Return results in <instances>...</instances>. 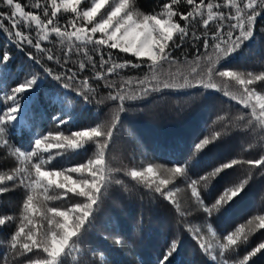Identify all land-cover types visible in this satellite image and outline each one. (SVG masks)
<instances>
[{
    "label": "snow or ice",
    "instance_id": "6c2138e0",
    "mask_svg": "<svg viewBox=\"0 0 264 264\" xmlns=\"http://www.w3.org/2000/svg\"><path fill=\"white\" fill-rule=\"evenodd\" d=\"M10 12L0 10V31L14 38L17 48L25 45L35 49L36 54L27 53L30 60L43 67L44 58L55 61L64 71L53 75V69L43 67V71L56 81H64L61 87L74 91L87 103L89 94L96 93L91 81H103V87L109 89L107 100L119 101L110 122L97 123L81 130L48 131L34 139L30 150L14 146L10 129L14 131L20 118L22 105L20 97L30 98L36 92L39 78L31 75L23 82L5 93L3 110L0 111V152L10 149L17 166L8 173H0V194L23 188L24 199L19 210L18 224L10 234L7 250L0 254L3 264H80L78 258L80 244L86 231L92 226L96 211L108 194L111 186L123 185L124 181L114 179L121 170L111 167L108 151L113 143L115 131L120 121V114L125 112V101L142 100L162 89L199 88L208 92L221 94L228 100L235 101L243 111L236 117V125L245 134L257 137L260 145L259 158L236 159L210 166V170L195 171L201 166V158L207 157L224 138L232 124L225 125V132L213 131L196 140L193 155L183 163L177 160L168 167L164 164L148 163L139 169L132 168L124 173L153 197H161L175 207L183 217L177 200L178 188L172 186L178 178H184L191 197L200 205V210L207 215V233L215 243L201 235V228L188 227L202 254L210 258V264H252L253 259L264 254V241L247 251L242 259L238 256L241 247L247 248L254 234L264 231V214H257L241 223L233 231L218 238L216 227L210 222L215 214L217 219L227 215L233 204L246 193L254 176L253 170L264 169V70L259 72L243 68L230 67V62L246 45L256 38L258 24L264 20V0H167L159 11L145 13L139 10L135 0H35L30 5L33 10H26L20 0H0ZM186 9V10H185ZM70 14L62 26L60 14ZM7 21L10 27L5 26ZM211 25L214 30L209 31ZM29 31L21 30V27ZM35 28V38L31 29ZM71 29V30H69ZM264 36V27L259 28ZM67 42L64 61L53 50L44 47V42L52 37ZM199 49L189 62L187 74L171 73V66L181 62L174 57V50L185 45ZM99 56V69L94 75L79 79L89 66L97 68L94 55ZM105 49L107 58H105ZM75 50L84 59L78 64V71L67 67L69 57ZM110 50L130 54L132 59L119 61ZM187 53L184 54L187 60ZM11 56L4 52L0 57V68L7 70ZM169 68L165 69V65ZM194 64L195 67H191ZM141 69L147 71L143 78L135 80L138 92L126 93V88L133 86V79L121 78L119 84L110 77L124 69ZM106 69V71L104 70ZM183 80V83L179 81ZM79 85L73 89V84ZM63 98L58 97L63 106ZM229 119L221 115L217 120ZM56 128L72 123L54 116ZM215 123V121H214ZM95 146L92 157L84 163L70 167L57 168L54 164L58 158L62 162L70 161L74 156ZM249 144L246 152H251ZM211 165V161H209ZM247 165V176L235 182H225L211 205L205 202L201 188L209 196L217 188V182L225 179L226 173L237 166ZM192 173V178L189 174ZM264 176V172L261 173ZM8 183L12 188L6 187ZM71 194V196H69ZM79 198V202L55 206L52 202ZM264 200V196L261 197ZM15 215H0V229L15 222ZM117 243L122 241L117 240ZM179 240L173 239L161 250L158 264H173L172 258L179 250ZM73 253L77 255L74 257ZM29 254H33L30 256ZM11 258V259H10ZM103 261V257H101Z\"/></svg>",
    "mask_w": 264,
    "mask_h": 264
},
{
    "label": "trees",
    "instance_id": "16d2710c",
    "mask_svg": "<svg viewBox=\"0 0 264 264\" xmlns=\"http://www.w3.org/2000/svg\"><path fill=\"white\" fill-rule=\"evenodd\" d=\"M20 2L26 6V10H33L30 5L35 0H20ZM164 2L167 0H135L139 10L145 13L159 11ZM0 10L10 12L5 5H0ZM69 18L70 14L61 13L59 23L63 26ZM5 26L10 27L7 21H5ZM260 27H264V20L258 24L256 38L236 55L235 59L230 62V67L257 72L264 70V36L259 33ZM214 28L215 25H211L209 31ZM21 30L29 31L23 26ZM31 34L35 38V28L31 29ZM44 47L52 49L53 54L59 56L63 63V54L68 49L67 42L61 43L53 36L50 41L44 42ZM87 47L89 53L94 55L92 46ZM29 51L33 52L37 58H42L40 54L35 53V49L27 45L23 49L17 48L14 38L10 39L7 33L0 31V57L4 52L11 56L7 70L0 68V102L5 100V93L10 94L11 88L16 84L23 82L26 78H31V75L39 78L36 92L32 93L30 98L20 97L21 115L14 131L10 129L12 136L10 144L14 142V146L30 150L34 139L48 131L60 130L69 134L71 131L111 121L119 101L113 102L106 99L109 89L103 87V81H91L97 91L94 94L90 93V99L85 103L82 97L75 95L74 91L69 92L61 87L64 81H56L43 71V67H50L53 69V75L59 74L64 71L60 65L44 58V65L41 67L28 58ZM108 51L105 49V58H107ZM110 51L119 61L125 59L135 61L130 54L118 50ZM197 51L203 53L202 44L199 49L186 44L174 50V57L181 63L171 66V73L177 74L179 70L180 74H187L191 70L189 62L194 59ZM185 53L188 54L187 60H185ZM94 58L97 61V68L92 69L89 66L80 74L79 79H83L84 76L91 77L95 71L101 70L99 69V56L94 55ZM68 59L67 67L78 71V64L84 57L77 55L74 50L73 55ZM191 67L195 65L192 64ZM168 68L166 64L165 69ZM146 71V68H128L110 79L116 80L119 84L121 78L131 77L134 81L133 86L126 88L125 92L135 93L138 92L135 80L143 78ZM179 82L183 83V80ZM76 87L79 85L74 83L73 89ZM65 94L67 98L62 106L58 97L63 98ZM124 106L126 111L120 114L114 140L108 151L111 167L121 170L114 175V179L123 180L124 183L120 186H111L96 211L92 226L88 228L80 244L81 251L78 256L80 264H158L161 250L166 248L173 239L180 242L179 250L172 258L173 264H210V258L202 254L192 234L186 230L190 227L193 216L182 210L185 215L181 217L173 205L161 197H153L151 193L145 194L146 190L124 173L135 167L136 159L141 155L167 166H172L177 160L183 163L193 155L192 146L196 140L210 135L213 131L225 132V125L229 123L232 124V128L228 130L227 137L213 148L207 157L201 158V166L195 171L203 174L210 170V166L228 162L233 158H259L257 153L260 152L261 146L256 142L258 138L238 129L236 117L243 114V111L235 101L230 102L221 94L204 89H162L142 100L125 101ZM3 107V103H0V111ZM221 115L229 119L217 120V117ZM54 116L71 120L72 123L57 129L53 120ZM249 144L253 145L252 151L246 152L245 149ZM94 151L95 146L90 145L87 151L74 156L70 161L62 162L58 158L54 164L60 168L84 163L93 156ZM9 152L10 149L0 152V173H8L17 166L15 158L10 156ZM253 171L254 176L246 193L232 205L230 212L222 215L220 219H217L215 214L211 218L210 222L216 227L218 238L221 240L224 234L235 230L237 226L246 223L254 215L264 214V200L261 199L264 196V176L261 175L264 169ZM189 175L196 178L192 176V173ZM246 176L247 165H240L227 172L224 180L217 182V188L211 196L201 188L205 202L211 205L225 182H235ZM6 187L11 189L13 186L8 183ZM23 190V188H17L0 194V215L17 216L15 222L0 229V254L7 250L8 238L19 222V210L25 195ZM75 202H79V198L52 203L55 206H62ZM202 218L207 226L209 221L205 213ZM117 240L122 243H117ZM262 241H264V231L254 234L248 247H241L238 256L234 255L233 260L242 259L247 251ZM29 255L33 256V254ZM76 255L73 253L74 257ZM0 264H3L2 258H0ZM252 264H264V254L255 257Z\"/></svg>",
    "mask_w": 264,
    "mask_h": 264
},
{
    "label": "rangeland",
    "instance_id": "374dc122",
    "mask_svg": "<svg viewBox=\"0 0 264 264\" xmlns=\"http://www.w3.org/2000/svg\"><path fill=\"white\" fill-rule=\"evenodd\" d=\"M148 163L160 164L150 160L147 156L141 155L136 159V165L134 168L139 169L142 166H146ZM172 187L180 189V191L177 193L176 198L179 201L181 210L190 213L193 216V220L190 223V227H192L193 229H195L196 227H200L201 235H204L208 240L215 243L213 238L207 233V226L203 223L202 218L203 212L202 210H200V205L197 204L191 197L190 189L187 188V182L184 180V178H178Z\"/></svg>",
    "mask_w": 264,
    "mask_h": 264
}]
</instances>
